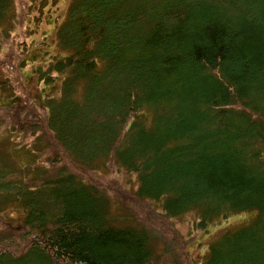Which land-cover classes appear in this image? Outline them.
<instances>
[{"label": "trees", "instance_id": "obj_1", "mask_svg": "<svg viewBox=\"0 0 264 264\" xmlns=\"http://www.w3.org/2000/svg\"><path fill=\"white\" fill-rule=\"evenodd\" d=\"M55 40L35 98L21 44L9 63L0 44V110H20L0 114V143L20 139L0 149V213L25 212L0 264H264V0H71ZM250 212L200 262L174 224Z\"/></svg>", "mask_w": 264, "mask_h": 264}, {"label": "rangeland", "instance_id": "obj_2", "mask_svg": "<svg viewBox=\"0 0 264 264\" xmlns=\"http://www.w3.org/2000/svg\"><path fill=\"white\" fill-rule=\"evenodd\" d=\"M71 0H15L14 4V14H16L15 18L8 19L9 21L5 28L7 30L0 33V44L2 47H8L4 60L6 63L11 61V54L13 50L16 51V48L19 44V52L20 55L16 56L17 61L27 60L29 63L38 62V60H48L47 53L50 54V57L55 56L57 53V45L54 40L55 34V27L58 26L64 19L68 6L70 5ZM57 21V23H56ZM38 24V25H37ZM55 24V25H54ZM54 25V26H53ZM32 32L31 36L26 39V36H29L28 29ZM11 28H14V31H11ZM48 35L47 39L44 40V37ZM26 39V40H24ZM24 42H31V49L29 46L28 48L25 46ZM37 51H35V50ZM40 56H37V55ZM2 63V61H0ZM32 69L33 65L30 64L24 71L28 76L21 74L24 80L30 84L28 88H30V92H32L33 98L35 96L40 95L39 89L35 88L34 79L32 78ZM4 76H7L6 72H1ZM30 77V80L28 79ZM1 78V77H0ZM2 79V78H1ZM32 84H34L32 86ZM15 92V91H14ZM20 93V91H17ZM16 93V92H15ZM21 94V93H20ZM30 95L28 91H26L20 98L22 99L23 104L33 105L31 99L29 98ZM8 98V93L4 95V99ZM23 111L26 112L28 108L23 106ZM26 110V111H25ZM20 110L12 111L11 113L7 112L6 110H0V114L5 116L6 113L15 116ZM24 112H20V116L23 115ZM22 124H24V118L21 117V122L17 123L16 120L10 119L9 124H4L2 128L4 130H8L16 135L15 128H19ZM3 138L0 137V141ZM16 140L18 137L13 138L11 144L10 143H0V149L4 153L5 150H14V145L17 143ZM29 142V140H27ZM7 153V152H6ZM34 154V153H33ZM28 159L22 158V161L26 163L27 161L31 160L29 156L26 155ZM111 179H114L119 185L129 188L132 192H135L137 187V178L134 175H128L125 172H115L109 174ZM115 212L119 215H123L124 209L118 206L115 209ZM256 213L250 212L246 214L235 215L228 220H220L216 223L210 224L205 230L198 228L196 229L195 225L198 223V219L195 217L194 214L188 213L181 217H178L174 220V224L176 228L181 232V234L189 239L190 241V253L191 255L196 258V260L203 261L204 257H206L207 250L206 246L212 240V238L217 234L219 235L227 229H233L234 231L246 224H248L254 217ZM25 213L23 210L18 206H13L8 211H3L0 213V230H7L12 228H17L20 226L22 219L24 218ZM219 233V234H218ZM163 248L162 245L159 247L158 253L162 254ZM188 261L181 260L179 264H188L191 262L189 259ZM202 263V262H201ZM197 263V264H201ZM157 264H161L159 261Z\"/></svg>", "mask_w": 264, "mask_h": 264}]
</instances>
